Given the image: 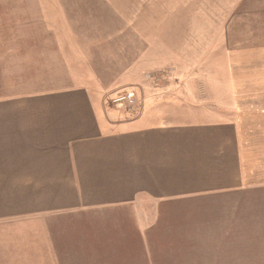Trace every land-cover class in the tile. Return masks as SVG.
<instances>
[{"label":"crops","instance_id":"obj_1","mask_svg":"<svg viewBox=\"0 0 264 264\" xmlns=\"http://www.w3.org/2000/svg\"><path fill=\"white\" fill-rule=\"evenodd\" d=\"M176 1L25 2L28 24L14 32L26 39L21 52H27L24 77L30 80L25 94L0 99V186L11 198L17 192L31 199L14 210L0 205V221L44 217L58 264H155L146 228L158 226L150 216L147 222L132 217L134 229L124 227L140 199L166 208L177 202L174 207L192 212L246 189L247 164L252 169L243 159L246 133L257 118L250 125L239 106L167 119L152 111L120 118L104 106L109 92L142 87L145 73L156 76L174 65L181 77L182 60L197 56L198 13L174 18L170 39L166 33L173 14L167 5ZM250 1L242 0L244 6ZM183 19L188 23L176 24ZM116 224L133 233L119 238ZM190 225L197 226L193 217ZM163 260L199 264L178 256Z\"/></svg>","mask_w":264,"mask_h":264},{"label":"rangeland","instance_id":"obj_2","mask_svg":"<svg viewBox=\"0 0 264 264\" xmlns=\"http://www.w3.org/2000/svg\"><path fill=\"white\" fill-rule=\"evenodd\" d=\"M25 2L30 0H0V99L23 95L29 86L30 78L24 77V67L29 65L25 60L27 52H21L26 49V39H16L14 32L15 28L22 29L25 22L28 24L26 18L30 14L24 15ZM166 11L173 13L172 16L168 13L167 31H172L174 18H189L192 14L194 19L198 13L195 22L199 44L197 56L188 55L187 60H182L179 78H175L178 68L174 70V65L164 67L156 76L148 77L145 73L142 87L127 86L108 95L105 108L117 111L120 118H134L151 111L166 118L193 116L195 112L212 107L233 109L231 106L237 105L240 114L246 111L244 115L252 118L250 125L257 118V125L251 126L252 132L246 133V152L243 154L252 169L247 164L246 189L244 186V190L228 197H214L216 200L205 202L215 205L208 210L180 211L177 202H169L168 208L167 203L156 207L143 198L135 207L136 211L130 212L124 227L134 229L132 217L147 222L146 218L150 216L152 226L158 227L156 231L146 228L149 241L146 246L158 259L155 264H174L171 260H163L174 256L191 262L194 258L199 264H264V69H258L259 72L252 76L246 75L244 83L235 79L236 86L230 76L235 71L246 73L243 66L252 60L254 52L264 49V29L261 28L264 21L260 20L264 19V0H251L245 6L242 0H198V4L193 5L190 0H181L180 4L177 1L168 3ZM239 12L246 16L238 15ZM180 23L185 25L188 21H176V24ZM191 36L189 30L187 37L191 39ZM167 62H172L169 54ZM233 64L234 68L231 67ZM131 94L135 95L133 103L126 98ZM148 105L151 106L147 108ZM39 216L25 215L0 221V264H58L43 227L44 217ZM192 217L201 230L190 225ZM116 234L119 238L130 236L120 232L118 227ZM205 241L208 246L202 244Z\"/></svg>","mask_w":264,"mask_h":264},{"label":"bare ground","instance_id":"obj_3","mask_svg":"<svg viewBox=\"0 0 264 264\" xmlns=\"http://www.w3.org/2000/svg\"><path fill=\"white\" fill-rule=\"evenodd\" d=\"M168 32H169L168 37L170 39L172 32L166 31V33H168ZM162 35H163V30L159 29V33L157 32V38L162 37ZM263 59H264V49H261V50L254 52L252 60L243 66L244 69L247 70L246 73H244V74L240 73L239 74L237 71H235L233 74L231 73L230 76H231V79L233 80V85L236 86L235 79L244 83V80L247 79V77H245L246 75L252 76L254 73L259 72V71H257L258 69H264V64L262 63V61L264 62ZM231 67L234 68V64ZM194 69L196 70V68H194ZM175 78H177V77H175ZM172 81H175V80H172ZM108 95H111L110 92ZM118 97H119V95L116 98H118ZM150 106L151 105H148L147 108H149ZM91 110H92V112L96 111V109L93 105L91 106ZM110 118H112V117H110ZM256 125L257 124H254L253 126H256ZM16 194H17V192H14L13 196L11 198L10 196L6 195V190H2V186H0V205L3 206L4 209L7 208V209L14 210V209L21 207L23 202L30 201V199H31L30 197L24 198L23 196L16 195ZM7 198H11V199L8 200Z\"/></svg>","mask_w":264,"mask_h":264},{"label":"built area","instance_id":"obj_4","mask_svg":"<svg viewBox=\"0 0 264 264\" xmlns=\"http://www.w3.org/2000/svg\"><path fill=\"white\" fill-rule=\"evenodd\" d=\"M128 98L129 101H131L130 103H133L135 101V95L131 94V95H128ZM122 100H126L125 98H122Z\"/></svg>","mask_w":264,"mask_h":264}]
</instances>
